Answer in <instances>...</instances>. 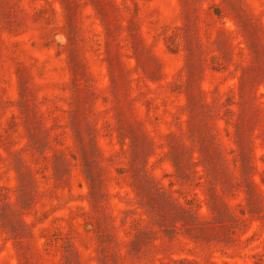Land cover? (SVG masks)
<instances>
[{
  "label": "rangeland",
  "instance_id": "1",
  "mask_svg": "<svg viewBox=\"0 0 264 264\" xmlns=\"http://www.w3.org/2000/svg\"><path fill=\"white\" fill-rule=\"evenodd\" d=\"M179 262L264 264V0H0V264Z\"/></svg>",
  "mask_w": 264,
  "mask_h": 264
},
{
  "label": "trees",
  "instance_id": "2",
  "mask_svg": "<svg viewBox=\"0 0 264 264\" xmlns=\"http://www.w3.org/2000/svg\"><path fill=\"white\" fill-rule=\"evenodd\" d=\"M186 204L189 205V203H186ZM130 225H131V227H132V225H133V226H134V225H138V223H137L136 221H132ZM131 229H132V232L135 233L137 236H138V235H147L145 232H143V233H139L138 230H137V228H135V227H134V228H131ZM147 229H148V227H147ZM163 232L166 233V234H168V230H167V229L163 230ZM148 235H149V234H148ZM179 264H181V262H179Z\"/></svg>",
  "mask_w": 264,
  "mask_h": 264
}]
</instances>
